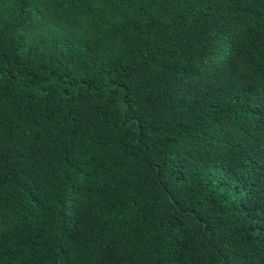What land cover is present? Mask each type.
<instances>
[{
    "label": "trees",
    "instance_id": "obj_1",
    "mask_svg": "<svg viewBox=\"0 0 264 264\" xmlns=\"http://www.w3.org/2000/svg\"><path fill=\"white\" fill-rule=\"evenodd\" d=\"M0 264H264V0H0Z\"/></svg>",
    "mask_w": 264,
    "mask_h": 264
}]
</instances>
